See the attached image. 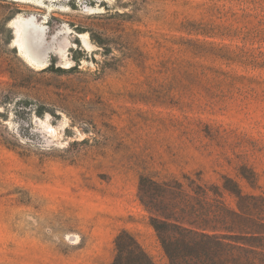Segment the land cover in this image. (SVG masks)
Segmentation results:
<instances>
[{
  "label": "rangeland",
  "instance_id": "374dc122",
  "mask_svg": "<svg viewBox=\"0 0 264 264\" xmlns=\"http://www.w3.org/2000/svg\"><path fill=\"white\" fill-rule=\"evenodd\" d=\"M143 175L264 195V0H0V264H111L122 230L168 264Z\"/></svg>",
  "mask_w": 264,
  "mask_h": 264
},
{
  "label": "trees",
  "instance_id": "16d2710c",
  "mask_svg": "<svg viewBox=\"0 0 264 264\" xmlns=\"http://www.w3.org/2000/svg\"><path fill=\"white\" fill-rule=\"evenodd\" d=\"M241 174L256 180L254 171ZM184 185L144 175L140 180L141 200L158 212L150 223L168 264H264V195L245 194L231 177L222 185L190 179L194 195ZM226 193L236 198V207L226 203ZM115 249L111 264H156L128 230L117 235Z\"/></svg>",
  "mask_w": 264,
  "mask_h": 264
},
{
  "label": "bare ground",
  "instance_id": "6f19581e",
  "mask_svg": "<svg viewBox=\"0 0 264 264\" xmlns=\"http://www.w3.org/2000/svg\"><path fill=\"white\" fill-rule=\"evenodd\" d=\"M37 20L33 15L30 17L18 16L12 21V27L16 30L18 37L16 44L20 46L23 55L36 66H46L48 53L52 49L49 46H46L44 51L38 48L40 43H44V26L41 27ZM33 44L38 46L34 47Z\"/></svg>",
  "mask_w": 264,
  "mask_h": 264
},
{
  "label": "water",
  "instance_id": "95a60500",
  "mask_svg": "<svg viewBox=\"0 0 264 264\" xmlns=\"http://www.w3.org/2000/svg\"><path fill=\"white\" fill-rule=\"evenodd\" d=\"M34 45V44H33ZM36 46H38V45H34V47H36Z\"/></svg>",
  "mask_w": 264,
  "mask_h": 264
}]
</instances>
